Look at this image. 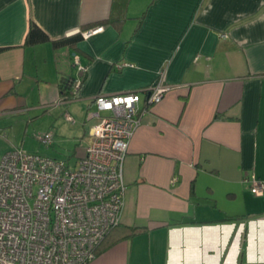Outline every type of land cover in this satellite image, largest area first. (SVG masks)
Instances as JSON below:
<instances>
[{"label": "crops", "instance_id": "crops-1", "mask_svg": "<svg viewBox=\"0 0 264 264\" xmlns=\"http://www.w3.org/2000/svg\"><path fill=\"white\" fill-rule=\"evenodd\" d=\"M113 3L0 0V137L38 109L27 87L43 109L58 105L62 83L78 77L76 54L87 70L72 100L88 140L74 167L99 122L86 121L94 99L146 89L163 70L169 91L139 105L120 225L89 264H264V195L244 181H264V0H127L119 26L108 22ZM30 22L49 41L25 45ZM100 27L73 49L52 45Z\"/></svg>", "mask_w": 264, "mask_h": 264}, {"label": "built area", "instance_id": "built-area-1", "mask_svg": "<svg viewBox=\"0 0 264 264\" xmlns=\"http://www.w3.org/2000/svg\"><path fill=\"white\" fill-rule=\"evenodd\" d=\"M102 30L78 34L87 40ZM72 60L78 77L68 83L70 96L56 104L72 100L81 87L87 69L78 55L73 54ZM169 89L165 72L160 70L155 83L146 89L97 96L96 112L87 113L86 121L95 118L99 122L91 129L85 155L74 167L20 149L2 156L0 264H89L95 259L96 249L119 225L124 211V162L147 112L139 105L159 104ZM65 119L73 122L69 115ZM41 142L51 146L52 134H44ZM244 181L254 196L264 195V181L254 174Z\"/></svg>", "mask_w": 264, "mask_h": 264}, {"label": "rangeland", "instance_id": "rangeland-1", "mask_svg": "<svg viewBox=\"0 0 264 264\" xmlns=\"http://www.w3.org/2000/svg\"><path fill=\"white\" fill-rule=\"evenodd\" d=\"M69 60L73 64V60L70 58ZM25 96L28 99L29 107L38 109L30 110L28 108L30 111L27 112L29 115H27L26 120L20 117L13 121V118L9 119L11 120L10 124L5 122L11 133L0 137V157L6 151L20 149L27 154H38L55 158L59 161L68 162L70 166H73L78 157L77 153L82 151L79 148L84 147L88 140L87 135H83L84 109L74 100L66 103L69 104V113L75 119L74 124L70 122L68 124L64 121L65 107L59 106L64 105V103L58 104L56 107L51 106L43 109L40 105L38 106L39 103L35 91L27 87ZM51 130H54L57 136L53 138V145L46 146L41 142V137L46 133H52L50 132Z\"/></svg>", "mask_w": 264, "mask_h": 264}, {"label": "trees", "instance_id": "trees-1", "mask_svg": "<svg viewBox=\"0 0 264 264\" xmlns=\"http://www.w3.org/2000/svg\"><path fill=\"white\" fill-rule=\"evenodd\" d=\"M126 5H127V0H114L112 13L110 15L108 22H111L113 25H116V26H119L121 23H123L124 22V12H125L124 10L126 8ZM81 40H82L81 35L77 34L69 38H63L62 40L53 41L52 45L54 48L67 47L68 49H73L74 47H76L77 43L80 42ZM46 41H49V38L34 23L30 22L28 26L26 38H25V45L35 46L37 44H41ZM69 81L70 80H67V81L65 80L60 86V92L62 94L60 96V99L70 96L69 95V85H68ZM119 225L115 227L114 229H112L106 235L104 240L107 238L109 234H111L115 229H117ZM133 231H134V234L135 232H138L137 229H134ZM104 240L102 241V243L104 242ZM101 244L99 245V247L101 246ZM99 247L96 249L95 254L98 252Z\"/></svg>", "mask_w": 264, "mask_h": 264}, {"label": "water", "instance_id": "water-1", "mask_svg": "<svg viewBox=\"0 0 264 264\" xmlns=\"http://www.w3.org/2000/svg\"><path fill=\"white\" fill-rule=\"evenodd\" d=\"M69 36H72V35H69Z\"/></svg>", "mask_w": 264, "mask_h": 264}]
</instances>
